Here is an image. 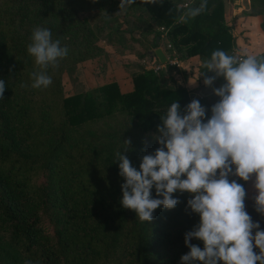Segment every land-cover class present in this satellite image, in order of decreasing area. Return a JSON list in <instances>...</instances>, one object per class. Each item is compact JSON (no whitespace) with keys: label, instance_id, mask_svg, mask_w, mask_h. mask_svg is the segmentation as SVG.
<instances>
[{"label":"trees","instance_id":"trees-1","mask_svg":"<svg viewBox=\"0 0 264 264\" xmlns=\"http://www.w3.org/2000/svg\"><path fill=\"white\" fill-rule=\"evenodd\" d=\"M186 1L135 0L123 6L168 29V39L176 50H184V57L209 59L215 49L228 52L225 0H207L200 15L187 22L182 16L177 23ZM60 2L71 11L92 6L86 0H0V80L6 84L0 98V264H180L189 251L184 234L199 222L187 209L190 195L175 193L180 203L174 209L158 208L151 222H141L135 211L120 204L124 181L116 160L122 151L139 169L141 157L159 147L154 136L160 116L174 100L183 109L189 97L180 87H166L153 71L140 69L131 74V92L121 94L115 83H108L63 95L62 71L98 57V41L115 36L111 29L101 32L105 28L86 27V50L70 52L58 67L50 66L49 87L32 88L31 74L40 69L27 45L37 26L50 29L62 43L56 20ZM201 2L194 0L190 8ZM248 2L249 16L264 15V0ZM98 5H109L105 11L112 14L113 0ZM232 20L229 14L227 21ZM259 27L264 32V19ZM205 107L210 117V107ZM117 116L130 126L121 122L108 132L92 130ZM238 182L244 186L243 180ZM152 194L155 198V189ZM245 204L264 229L253 198ZM191 243L203 248L199 240Z\"/></svg>","mask_w":264,"mask_h":264},{"label":"clouds","instance_id":"clouds-1","mask_svg":"<svg viewBox=\"0 0 264 264\" xmlns=\"http://www.w3.org/2000/svg\"><path fill=\"white\" fill-rule=\"evenodd\" d=\"M134 2L121 0L120 7ZM206 8L207 0H202L198 7L187 9L183 19L187 22ZM68 51L52 38L50 29L35 27L27 53L40 71L31 74V87H49L52 78L46 70L58 67ZM202 67L199 77L219 98L210 107V117L198 99L183 109L174 100L160 116L154 136L159 147L141 157L139 169L118 152L116 162L124 181L120 204L135 211L141 222H151L156 209L171 210L180 203L175 193H188L187 209L199 216V222L184 234L189 251L180 264H264V229L246 211L247 193L238 182L253 181L254 209L264 216V57L238 58L215 49ZM219 78L223 83L213 87ZM5 89L0 80V98ZM193 239L203 248L192 244Z\"/></svg>","mask_w":264,"mask_h":264},{"label":"crops","instance_id":"crops-1","mask_svg":"<svg viewBox=\"0 0 264 264\" xmlns=\"http://www.w3.org/2000/svg\"><path fill=\"white\" fill-rule=\"evenodd\" d=\"M230 1L232 2L231 9L229 6ZM186 2L181 5V8H185ZM248 10H250L248 0H225L223 3V22L227 23V25L224 26L233 27V30L231 28L228 29V33L231 37V46L228 53L236 55L238 58L245 55H254L257 57L264 55V32L259 27L260 22L264 19L262 18L263 14L252 17L249 16ZM184 11H186V9H184ZM184 11L178 18L177 23L180 22ZM229 14H231L233 18L232 21L225 20L228 18ZM134 15L145 17L143 14L139 13ZM142 19L143 20H138L137 23L135 22L141 30L134 38L128 36L125 40H119V38L116 37L114 41L112 38L108 39V41H98L100 43L96 45L101 49L100 55L85 62L88 65L90 62L91 65L96 66L97 62L100 61V65L103 66L105 60H100L101 57L108 58V61L106 63V68L102 67V71L98 73L100 77L96 83L94 79L98 78L91 77L88 90L104 84L115 83L121 94L131 92L132 73L137 72L139 69L145 71L150 69L153 70L155 66H158L159 68L155 72L165 73L163 74L164 76L158 75L166 87L170 89L180 87L185 90L190 101L192 99H198L208 107H211V105L217 102L219 98L213 95L212 88L204 85L203 76L199 77L200 73L205 70L202 65L207 59L199 56L184 57V50H176L167 38L168 31L166 30L168 29L154 24L147 18ZM159 28H163V31H160ZM237 31H241V34H238L239 32ZM166 43L169 44V48L166 47ZM157 48L162 51L166 59L163 65L159 64L154 56L151 57L149 55L150 52ZM112 49L114 50L113 52L111 51ZM138 50L139 53H136ZM108 51H110V54H108ZM117 58L118 60H122L120 62H115V65L109 63V61ZM122 61H128L129 64L125 62L120 65ZM170 62H173L174 65ZM207 75L210 76L213 75V73H207ZM222 83V78H219L215 81L213 87H219ZM247 183L248 182H244V188L248 199H250V197L253 198L255 194H249L251 188Z\"/></svg>","mask_w":264,"mask_h":264},{"label":"rangeland","instance_id":"rangeland-1","mask_svg":"<svg viewBox=\"0 0 264 264\" xmlns=\"http://www.w3.org/2000/svg\"><path fill=\"white\" fill-rule=\"evenodd\" d=\"M56 1H59V0H56ZM86 1H87L86 2L87 4L92 5V6H90L88 10H84L82 12L78 11L79 5L76 7V11L75 10L71 11L70 8L66 9L65 3L63 2H60L59 6L56 7V12L58 15L56 17V20L58 21V25L60 26V34L62 36L61 46L62 47L66 46L69 49L68 55L70 54V52L73 54L74 51H76L77 49L82 52H84V49L86 50L85 44H86L87 38L84 32V29L86 27L94 31L96 28H99L100 30L101 29L103 30V28H105V31H101L103 33H106L108 29H111L112 31H115L114 33L115 36L112 37L113 41H114V38H116V36L117 38H119V40H125L128 36H132L133 38L137 36L140 33L141 29L140 27L137 26L136 23L138 22V20H143L142 18H147L145 14H143V16L145 17H142L141 15L139 16L134 15L136 13H139V10L128 11L127 9H125L124 6L120 7L119 0H113L114 9L112 10V14H110L109 11H105L109 5L103 8H100L99 5L97 6L98 3H101L104 0L102 1L101 0H86ZM193 1L194 0H187L185 8H182V9L183 10L186 9L187 11V9L191 7ZM231 4L232 2L230 1V5H229L230 9L232 8ZM96 11H99L100 13H97ZM249 12L250 10H248V13ZM97 14L99 15L104 14L103 22L99 20V15ZM134 17H135V20H134ZM262 18H264V15ZM81 20H84L86 24L84 25L83 23H81ZM223 25H227V23ZM227 28L228 29L231 28L233 30L232 26L227 27ZM238 34H241V31ZM111 51L113 52L114 50L112 49ZM136 53H139V50L136 51ZM108 54H110V51H108ZM107 59L108 58L101 57L100 60H105L103 62L104 64L103 66H101L99 63L100 61H98L96 66L91 65L90 62H89V65L86 64V62H80L78 63L77 66L74 65L73 67L65 68L61 73V84H62L61 92L63 93V95L69 96V95H73L76 93L88 91V88L90 87L89 85L91 82L90 81L91 77L98 78V79H94L95 83L99 80L100 75H98V73L102 71V67L106 68V65H107L106 63L108 61ZM121 60L120 59L118 60L117 58V59L109 61V63L115 65V62L117 61L120 62ZM125 62L129 64L128 61H122L120 65H122V63H125ZM154 73L156 75L160 74L161 76H164L163 74H165L161 72H154ZM121 122L124 124L126 123L127 126H130L131 124L129 123V121L125 120V118H121L120 116H117V118H114L112 121H109L107 123H103V122L100 123L98 126L93 127L92 130L93 131L97 130L99 133L108 132L110 131L111 127H115ZM248 184H249V187L251 188V189L249 188L250 189L249 194L250 195L255 194V190L253 187V181H248L247 185ZM246 198L248 200V197Z\"/></svg>","mask_w":264,"mask_h":264},{"label":"water","instance_id":"water-1","mask_svg":"<svg viewBox=\"0 0 264 264\" xmlns=\"http://www.w3.org/2000/svg\"><path fill=\"white\" fill-rule=\"evenodd\" d=\"M149 55L151 57L154 56L156 58V61L159 64H161V65L165 64V62H166V59L164 58V55H163L162 51L159 48H157V49L153 50L152 52H150Z\"/></svg>","mask_w":264,"mask_h":264},{"label":"built area","instance_id":"built-area-1","mask_svg":"<svg viewBox=\"0 0 264 264\" xmlns=\"http://www.w3.org/2000/svg\"><path fill=\"white\" fill-rule=\"evenodd\" d=\"M160 31H163V28H160ZM165 31V30H164ZM166 31H168V30H166ZM166 47L167 48H169L170 46H169V44L168 43H166ZM172 65H174V63L173 62H170ZM158 66H155V68L153 69V71L155 72V71H157L158 70ZM190 99V98H189Z\"/></svg>","mask_w":264,"mask_h":264}]
</instances>
